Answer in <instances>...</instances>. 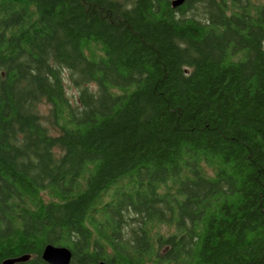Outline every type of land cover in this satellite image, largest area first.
Masks as SVG:
<instances>
[{"label": "trees", "instance_id": "obj_1", "mask_svg": "<svg viewBox=\"0 0 264 264\" xmlns=\"http://www.w3.org/2000/svg\"><path fill=\"white\" fill-rule=\"evenodd\" d=\"M48 244L264 264V0H0V264Z\"/></svg>", "mask_w": 264, "mask_h": 264}, {"label": "water", "instance_id": "obj_2", "mask_svg": "<svg viewBox=\"0 0 264 264\" xmlns=\"http://www.w3.org/2000/svg\"><path fill=\"white\" fill-rule=\"evenodd\" d=\"M188 1L189 0H172V6L178 8ZM29 258L30 256L28 254L21 257L7 258L2 264H17L19 262L28 261ZM42 258L48 264H69L72 259V252L67 247L48 244L43 250ZM99 264L109 263L100 262Z\"/></svg>", "mask_w": 264, "mask_h": 264}, {"label": "rangeland", "instance_id": "obj_3", "mask_svg": "<svg viewBox=\"0 0 264 264\" xmlns=\"http://www.w3.org/2000/svg\"><path fill=\"white\" fill-rule=\"evenodd\" d=\"M64 78H65V85H66V91H67V95L70 98V101L72 103H75L78 97V92H79V86L77 84L74 83V81L72 80V78L69 75L68 70L64 69ZM41 106V107H40ZM40 111L42 113L43 116H45L44 118V122L47 126H49L51 128V119L49 116V108L45 105H40Z\"/></svg>", "mask_w": 264, "mask_h": 264}, {"label": "bare ground", "instance_id": "obj_4", "mask_svg": "<svg viewBox=\"0 0 264 264\" xmlns=\"http://www.w3.org/2000/svg\"><path fill=\"white\" fill-rule=\"evenodd\" d=\"M172 7H173V6H172ZM173 8H174V7H173ZM24 255H25V254H24ZM21 256H23V255H21ZM21 256H18V257H21ZM29 256H30V255H29ZM12 258H15V257H12ZM29 259H30V258H29ZM71 260H72V259H71ZM23 262H26V261H23ZM23 262H19V263H23ZM101 262H106V261H101ZM19 263H17V264H19ZM70 263H71V261H70ZM70 263H69V264H70ZM99 263H100V262H99ZM99 263H98V264H99ZM107 263H109V262H107ZM109 264H111V263H109Z\"/></svg>", "mask_w": 264, "mask_h": 264}]
</instances>
